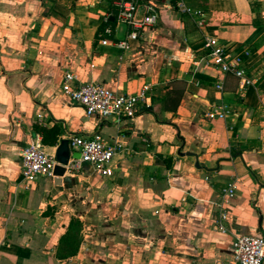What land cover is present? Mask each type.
<instances>
[{"label": "crops", "instance_id": "crops-1", "mask_svg": "<svg viewBox=\"0 0 264 264\" xmlns=\"http://www.w3.org/2000/svg\"><path fill=\"white\" fill-rule=\"evenodd\" d=\"M151 1L152 43L145 31L122 52L99 44L126 34L110 0H0V264H222L235 236L264 237V0H181L190 14L178 0ZM205 37L248 51L252 85L204 65ZM66 73L118 94L149 86L145 105L119 122L87 116L61 93ZM220 102L225 119H207ZM95 131L117 146L111 176L70 158L61 177L24 187L25 146L53 155Z\"/></svg>", "mask_w": 264, "mask_h": 264}, {"label": "built area", "instance_id": "built-area-1", "mask_svg": "<svg viewBox=\"0 0 264 264\" xmlns=\"http://www.w3.org/2000/svg\"><path fill=\"white\" fill-rule=\"evenodd\" d=\"M110 2L116 10L115 19L126 27V34L119 41L110 42L102 39L100 45L112 43L123 52L129 49L130 42H138L145 31H148L147 41L152 43L157 16L155 3L151 0H110ZM140 6L144 7V12L138 15ZM175 8L182 13L190 14V10L181 0L176 2ZM195 15L199 18L198 25H202L203 14ZM103 33L110 35L111 29L106 28ZM202 46L204 65L217 68L222 75H232L237 79L240 89L252 85L243 66L245 58L249 55L248 51L242 50L231 55L230 49L226 50L215 37H205ZM214 86L220 90L222 81H218ZM60 90L71 103L82 107L87 116H95L99 119L111 118L119 122L132 119L142 111L149 86H143L133 94H118L100 84H79L72 74L66 73ZM227 113V106L220 102L212 105L205 117L210 120H224ZM68 148L78 153L79 163L93 167L100 176H111L112 159L118 149L114 143L104 140L99 131L87 135H72L68 139ZM54 166L53 155L47 154L39 142L25 146L20 153V178L24 187H30L39 178H53ZM235 190L236 181H233L222 191L215 224V229L220 232H225L224 223L227 218L225 205L235 196ZM222 264H264V237L257 234L235 236L231 256Z\"/></svg>", "mask_w": 264, "mask_h": 264}, {"label": "water", "instance_id": "water-1", "mask_svg": "<svg viewBox=\"0 0 264 264\" xmlns=\"http://www.w3.org/2000/svg\"><path fill=\"white\" fill-rule=\"evenodd\" d=\"M70 158L78 159V154H73L70 156L68 140H61L53 153V160L55 162V166L53 168L52 175L55 178H59L64 174L65 167L68 165V161Z\"/></svg>", "mask_w": 264, "mask_h": 264}, {"label": "trees", "instance_id": "trees-1", "mask_svg": "<svg viewBox=\"0 0 264 264\" xmlns=\"http://www.w3.org/2000/svg\"><path fill=\"white\" fill-rule=\"evenodd\" d=\"M39 131L42 134V143L44 145L52 146L51 141L48 140V138L51 135L52 131L46 130V129H40ZM69 227L71 228V231H72L71 234H73V235H74L75 231L78 230V224L76 222L71 221L70 224H69Z\"/></svg>", "mask_w": 264, "mask_h": 264}]
</instances>
